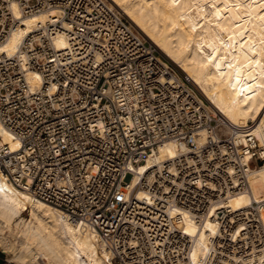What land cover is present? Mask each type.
Returning <instances> with one entry per match:
<instances>
[{"label": "built area", "instance_id": "1", "mask_svg": "<svg viewBox=\"0 0 264 264\" xmlns=\"http://www.w3.org/2000/svg\"><path fill=\"white\" fill-rule=\"evenodd\" d=\"M53 10L0 55V180L67 213L105 264H264V196L230 204L264 160L255 123L205 108L109 0H0V45L24 18ZM168 141L186 151L136 170Z\"/></svg>", "mask_w": 264, "mask_h": 264}, {"label": "bare ground", "instance_id": "2", "mask_svg": "<svg viewBox=\"0 0 264 264\" xmlns=\"http://www.w3.org/2000/svg\"><path fill=\"white\" fill-rule=\"evenodd\" d=\"M110 1L157 47L160 61L173 77L185 85L180 71L188 76L189 86L199 90L195 95L205 108L219 111L237 126L255 123L252 145L259 144L264 157V0ZM13 10L18 14L16 4ZM57 15L53 10L24 18L23 26L0 45V55L14 54L34 26ZM55 44L63 50L67 40L59 35ZM40 80L37 72L27 76L33 89ZM2 135L11 143L7 131ZM201 136H205L204 131ZM185 151L186 147L175 141L160 144L148 163L136 170L143 172L147 165L173 159ZM262 191L264 163L250 169L249 191L234 196L230 204L236 210L248 207ZM143 194L141 191L139 197ZM13 227L18 230L19 249L10 259L12 263L40 264L43 259L46 264H105L92 233L78 230L67 213L0 180V249L6 254L11 244L4 236ZM188 230L194 233L196 227L189 226ZM213 230V223L207 221L197 231L200 245ZM203 252L199 246L197 253Z\"/></svg>", "mask_w": 264, "mask_h": 264}, {"label": "rangeland", "instance_id": "3", "mask_svg": "<svg viewBox=\"0 0 264 264\" xmlns=\"http://www.w3.org/2000/svg\"><path fill=\"white\" fill-rule=\"evenodd\" d=\"M109 2L111 3V4H113L115 7H117L114 3H112V1H110L109 0ZM118 8V7H117ZM119 10H120V8H118ZM123 14H124V12L122 11V10H120ZM125 15V14H124ZM126 16V15H125ZM127 17V16H126ZM128 18V17H127ZM129 19V18H128ZM130 21V20H129ZM131 22V21H130ZM132 23V22H131ZM133 24V23H132ZM134 25V24H133ZM135 26V25H134ZM139 31V30H138ZM140 32V31H139ZM141 33V32H140ZM142 34V33H141ZM143 35V34H142ZM144 36V35H143ZM147 40H148V38L146 37V36H144ZM149 42H150V40H148ZM152 43V42H151ZM156 47V46H155ZM157 48V47H156ZM160 52V51H159ZM163 57V56H162ZM163 59H166L165 57H163ZM167 60V59H166ZM169 61V60H168ZM170 62V61H169ZM171 63V62H170ZM172 64V63H171ZM178 67V66H177ZM198 92H199V90H198ZM200 93V92H199ZM203 98V97H202ZM264 163V160L262 161V163H260L258 166H261L262 164ZM252 169L253 168H255V165H253L252 167H251ZM261 196H264V192L262 191L260 194H259V196L258 197H261ZM23 217L25 218V219H27L28 217H27V213H24V215H23ZM16 228L15 227H13V228H11L9 231H7L6 232V234H5V236H4V238L5 239H7L8 241H9V243L11 244V250L9 251V253L8 254H6L5 253V256L7 257V259H12V257H13V255H14V253L16 252V250H18L19 249V236H18V233H17V231L18 230H16ZM1 251H3V249H0ZM40 264H46L47 263V261L46 260H43V259H41L40 261ZM14 264H18V263H15V262H13Z\"/></svg>", "mask_w": 264, "mask_h": 264}, {"label": "crops", "instance_id": "4", "mask_svg": "<svg viewBox=\"0 0 264 264\" xmlns=\"http://www.w3.org/2000/svg\"><path fill=\"white\" fill-rule=\"evenodd\" d=\"M0 264H14V263H12L9 259H7V257L5 256V253H3L0 250Z\"/></svg>", "mask_w": 264, "mask_h": 264}]
</instances>
